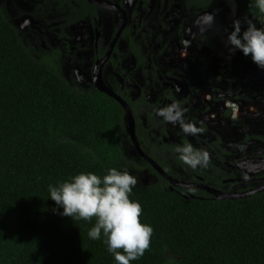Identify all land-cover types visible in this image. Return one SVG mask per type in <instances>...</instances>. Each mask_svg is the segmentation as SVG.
Wrapping results in <instances>:
<instances>
[{
	"label": "trees",
	"instance_id": "obj_1",
	"mask_svg": "<svg viewBox=\"0 0 264 264\" xmlns=\"http://www.w3.org/2000/svg\"><path fill=\"white\" fill-rule=\"evenodd\" d=\"M38 1L40 9H49L56 33L68 40L72 26L94 24L106 13L86 0ZM233 1L226 36L245 61L264 65V0ZM179 3L173 19H179L181 38L184 22L213 2ZM137 5L144 7V0ZM162 8L155 18L139 20L134 11L122 36L146 85L154 47L172 22L163 18ZM204 43L216 47L214 40ZM145 45L153 48L141 54ZM240 81L233 82L239 87ZM238 90L249 101L264 97V87L244 86L234 93ZM123 98L136 115L139 139L151 146L146 135L154 132L137 116L147 110V98ZM127 140L123 107L93 86L77 88L63 74L57 53L37 55L27 47L0 1V264H264V190L237 199L194 190L191 197L184 189L172 190L162 176L137 186L139 164L130 157ZM182 142L174 150L200 156L186 135ZM222 143L219 136L210 139L200 159L209 152L219 158L218 150L228 153ZM213 166L212 172L197 174L222 188L219 177L228 173L223 165Z\"/></svg>",
	"mask_w": 264,
	"mask_h": 264
},
{
	"label": "flooded vegetation",
	"instance_id": "obj_2",
	"mask_svg": "<svg viewBox=\"0 0 264 264\" xmlns=\"http://www.w3.org/2000/svg\"><path fill=\"white\" fill-rule=\"evenodd\" d=\"M86 1L104 10L106 13L102 14L100 19L95 20L94 24L84 23L79 25L90 27L94 30L95 34L94 41H92L90 45H84V53L90 52L92 58L94 59L92 81L88 82L87 87H85L84 90L89 89L91 86L96 88V81L94 80L96 67L99 66V64L105 59L108 52L110 51L108 58L104 61L103 64L100 65L99 78L103 86L105 85L106 88L121 97L124 101L126 100L123 97L126 96H128L132 101L144 97L147 98L146 100L149 103L146 105L147 110H144L137 116L140 124L144 125L147 128L150 127L151 132H154L153 135H151V133L149 135H146V137L148 138L147 143L153 147L144 145L145 143H143L139 139V136L137 134L136 115L132 107L126 101L131 108L135 121L137 140L143 151V154L140 153L131 140L127 129V123L126 131L129 137V140H127V142L130 144V151H133L136 158L139 160H137L134 156L130 155V157H132L136 161V163H138V161H141L151 172H153L156 176V181L158 180L159 176H162L168 181L169 187L172 190L175 189L179 192L180 189H184L187 193L192 194L191 196H194V190L206 191L207 193L213 194L211 192H208L206 189L201 188L200 185H207L211 188L220 190L225 193H243L240 190L246 189L248 186L256 185L255 188H252L256 189L264 185V176H262L264 170L254 175H248L237 168V164L240 161L244 160L246 157L252 156L251 154H244V149L246 148V146H248L249 143H251V148L253 150H262L261 156L264 157V139H261V137L264 138V130H250L242 134V138L246 135L251 136L252 138L249 141L241 143V138L237 142L231 143L228 141H223L222 136L217 134L214 128L208 126V122L203 121L202 123H200L202 117H205L209 113V111H217L218 105H222L224 107V114L226 116L237 118V114L243 112L244 106L247 105V107H249V105H257L259 102L264 103V97H260L258 101H249L247 98L240 96L241 93L239 92V90L237 93H234L236 88L244 86L251 89H259V87L254 88L253 86L243 84L242 82L246 78L248 67L250 65H253L254 67L264 66H256L252 62L245 61L242 57L241 51L238 48L232 46L229 38L226 36V23L233 18L235 11L228 20L223 19L222 26L217 31H211L210 33L204 32L195 35L194 45L192 42H188V39L186 37V33L188 34V22L192 19H195L198 15L207 10L200 12L194 17H189L183 24L182 37L179 38L176 33L178 29L177 26L179 24V19L176 17L173 19V14L179 8V0L177 3H174L172 0V7L170 9H168L167 7L168 0L163 3L162 0H160L159 5L153 8L151 13L149 14H146V12L148 10L150 0H148L147 3L146 0H144V7L141 5H137L138 0H134L131 8L129 9L125 7V3L127 2V0H99L103 3H106L107 7L98 6L90 2L89 0ZM34 2L33 18L36 20L37 25L43 32L45 38L49 39V37H51L56 41L55 45H57V47L59 48V50L57 51V59H59L61 63L62 58L60 57H64L67 56V54L74 53L75 39L73 37V39L68 40L66 39V37L60 36L58 33H56L57 26L55 25V21H53V31L49 29L45 25V21L50 15L49 9H40L39 1L34 0ZM212 2L213 5L208 10L216 6V3L213 0ZM160 5H162L163 7V18L169 20V22H172L168 25L169 29L167 31V34H165L161 45L157 44L154 47L156 51L153 52V57H151L152 67L154 70L153 73L148 76L151 83L149 85H146L145 78L141 72V69L140 67H137V57L133 52H131L128 40H125V38H123L122 36L129 24L130 15L134 11L136 12L134 16L135 20H139L142 17L148 16H153L155 18ZM114 7H116L117 9ZM120 11L124 13V18L126 21L122 31L117 37L118 30L123 23V15ZM109 20L111 21V25H109ZM104 21L105 23L107 22V28H110L109 31L107 29L106 33H104ZM74 27L78 26H72L69 30L70 33L71 29ZM113 30L115 31V33L112 36L111 33ZM223 39H227L231 48H235L239 51V62L234 63V69H243V66H245L246 69L244 73H241L242 70L241 72L238 71V75L236 76V78L230 81V84L225 90H223L219 86H216L217 88L215 89L212 87L206 88L205 85L198 86L197 79L194 77V74L191 70L186 69L185 65L187 64L185 63L192 57L196 56L198 50L202 51L204 49V51L198 58V62L203 63L206 67L203 69V71L210 68L213 59L221 50ZM204 40H214L216 43V47L208 46L204 43ZM122 41L125 44L124 49H120V42ZM25 45L29 47L26 43ZM75 47L78 48V44H76ZM150 47L152 46L145 45L140 53H150ZM208 52L209 54H207ZM166 57L169 58L172 63L174 62L175 65L168 63L170 60L167 61ZM112 59H115L116 61H112ZM106 67L108 68V73L105 72ZM70 72L74 74L72 66H70ZM67 78L71 82L70 77ZM237 78H240L241 80L239 87H237V85L233 82ZM205 89H208L210 91V94H208V97L210 96L209 100L208 97H206V93L204 92ZM235 94H237V96H235ZM171 98L177 101H174ZM199 100L200 104L198 105ZM194 126H197V128L200 129V132H195L193 130ZM185 135L188 139L191 140L194 147L196 149H199L200 156H198V158L197 156L195 157V159L189 156L185 157V152L183 149H181L180 151L174 150L178 145H183L182 138ZM254 135H257L260 138H256ZM157 136H159V139L155 138ZM216 136H219L222 139V146L228 150V153L222 151L224 154L222 155L221 151L218 150V153L220 155L219 158L214 157L212 155V152H209L208 158L200 159L204 154H206L204 150L207 151L206 146L209 145L208 143L210 139H214ZM194 137L196 138V140H194ZM200 146H202V148ZM229 150H233L235 154L230 155ZM175 155H177L178 158H181V161H177L175 159ZM189 158L193 160L189 162V160H187ZM152 160L157 163L169 177L176 181L177 185L173 184L169 179L162 175L161 172L154 167ZM221 161L224 162V164H222ZM190 163L193 165V168L190 166ZM195 163L197 169L194 171ZM214 164L223 165L220 166V168H225V172L228 173L222 177H219L220 181H222V188H217L215 186L207 184L204 177L197 174L198 170H201V173L206 171L212 172L210 169L215 168L213 166ZM163 165H165L167 170L163 167ZM235 186L239 188L236 189ZM236 190H238V192Z\"/></svg>",
	"mask_w": 264,
	"mask_h": 264
},
{
	"label": "rangeland",
	"instance_id": "obj_3",
	"mask_svg": "<svg viewBox=\"0 0 264 264\" xmlns=\"http://www.w3.org/2000/svg\"><path fill=\"white\" fill-rule=\"evenodd\" d=\"M4 5L12 24L18 30L22 36L24 42L37 54V55H55L59 48L55 45V40L49 37L46 39L41 29L38 27L36 20L33 18L34 0H0ZM166 0H163L165 2ZM216 6L210 10H207L195 19L188 22L186 37L188 42H192L195 45V35L200 33L211 31H217L222 26L223 19L228 20L235 11V4L233 0H213ZM134 0H127L125 3L126 8H131ZM177 3L178 0H173ZM160 0H150L148 10L146 14L151 13L153 8L158 6ZM118 23V19H117ZM45 25L53 31V18L48 17L45 21ZM105 26L104 33L110 30L107 28V22L103 23ZM109 25L111 21L109 20ZM71 33L75 39V45L78 44V48L74 45V53L67 54L62 58L60 66L63 74L66 77H70L71 82L79 89L87 87L88 82L92 81V69L94 66V59L90 52L84 53V45H90L94 41V30L87 26H78L71 29ZM125 44L120 42V49H124ZM201 51H197V55L189 59L185 64L186 69L193 72L194 77L197 79V85H205L206 88H217L219 86L223 90L227 89L230 81L236 78L237 72L242 70L244 73L246 67L243 69H234V63L239 62L240 53L237 49L231 48L227 39L222 40L221 50L217 53L213 59L210 68L203 71V63L198 62V58L201 55ZM207 51V50H206ZM52 53V54H51ZM209 54V52L207 53ZM164 60V58H163ZM166 60H170L166 57ZM170 64L175 63L168 62ZM70 66L74 71V74L70 72ZM105 72L108 73L106 67ZM254 88L264 87V66L254 67L250 65L248 67L246 78L242 82ZM206 97L210 94L208 89H205ZM210 96L208 97V100ZM203 102V101H202ZM200 104V100L198 105ZM197 105V106H198ZM217 111H209V113L202 117L200 123L208 122V126L214 128L217 134L222 136L223 141L235 143L242 138V134L250 130L263 131L264 130V103L259 102L257 105L247 107L244 106L243 112L238 113L237 118L226 116L224 114L225 109L222 105L217 106ZM171 123V122H170ZM195 132H200L197 126L193 129ZM255 146V145H253ZM126 149L131 156H135L133 151H130V144L125 143ZM251 143L244 149V154H251L252 156L246 157L244 160L237 164V168L248 175H254L264 170V157L261 156L262 150L255 151L252 148ZM253 150V151H252ZM137 159V158H136ZM139 160V159H137ZM139 166L133 176L134 183L137 186H144L156 181V176L151 172L141 161H138ZM236 189L239 187L235 186ZM234 188V191H235ZM238 192V190H236Z\"/></svg>",
	"mask_w": 264,
	"mask_h": 264
},
{
	"label": "water",
	"instance_id": "obj_4",
	"mask_svg": "<svg viewBox=\"0 0 264 264\" xmlns=\"http://www.w3.org/2000/svg\"><path fill=\"white\" fill-rule=\"evenodd\" d=\"M90 2L98 5V6H104V7H107L106 3H103L99 0H89ZM112 7V6H110ZM116 8V7H114ZM117 9V8H116ZM123 15V23L121 25V27L119 28L118 30V35L117 37L119 36L120 32L122 31L124 25H125V18H124V13L122 11H120ZM110 51L108 52L107 56L105 57V59L99 64V66L96 67V70H95V81H96V88L99 89L100 91L102 92H105L106 94H108L109 96L113 97L114 99H116L120 105L123 107V109L125 110L126 114H125V118H126V124L128 123V133L131 137V140L133 141L134 145L136 146V148L138 149V151L140 153L143 154V151L138 143V140H137V136H136V131H135V121H134V117H133V114H132V111H131V108L130 106L127 104L126 101H124L121 97H119L118 95H116L115 93H113L111 90H109L108 88H106V86L102 84L100 78H99V70H100V65L104 63V61L108 58V55H109ZM97 76V78H96ZM152 163L154 165V167L161 172L162 175H164L167 179H169L173 184H176L177 185V182L174 181L171 177H169L162 169L161 167L155 163L153 160H152ZM201 188H204L206 189L208 192H211L215 195L216 199H237V198H243V197H248V196H251L252 194H255L257 192H260V191H263L264 190V185L260 186L259 188H256V189H251L249 191H245L243 193H225V192H222L220 190H217V189H214V188H211L207 185H200ZM191 197H194V196H191Z\"/></svg>",
	"mask_w": 264,
	"mask_h": 264
}]
</instances>
